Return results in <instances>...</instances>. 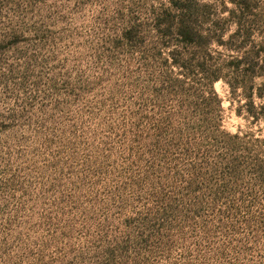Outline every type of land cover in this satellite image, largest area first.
Listing matches in <instances>:
<instances>
[{"label": "rangeland", "instance_id": "1", "mask_svg": "<svg viewBox=\"0 0 264 264\" xmlns=\"http://www.w3.org/2000/svg\"><path fill=\"white\" fill-rule=\"evenodd\" d=\"M263 74L264 0H0V264H264Z\"/></svg>", "mask_w": 264, "mask_h": 264}, {"label": "trees", "instance_id": "2", "mask_svg": "<svg viewBox=\"0 0 264 264\" xmlns=\"http://www.w3.org/2000/svg\"><path fill=\"white\" fill-rule=\"evenodd\" d=\"M233 14H235L233 12ZM182 21V20H180ZM241 22V20H237V25H238V30L234 33V36H238L240 34V28L239 26L241 24H239ZM192 25L190 24H186L184 25L183 22H179L178 23V27L176 28V34L182 39V42L183 43H194L196 37H197V34L196 32L194 31V29L191 27ZM176 63L178 60H175ZM220 77L218 76H215L213 77V79H211L210 81L213 82V81H216L218 80ZM263 79H264V74H263Z\"/></svg>", "mask_w": 264, "mask_h": 264}]
</instances>
